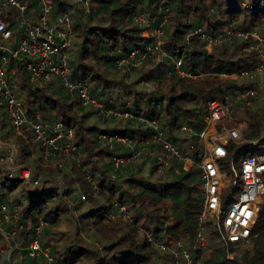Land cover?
I'll list each match as a JSON object with an SVG mask.
<instances>
[{"label": "trees", "instance_id": "obj_1", "mask_svg": "<svg viewBox=\"0 0 264 264\" xmlns=\"http://www.w3.org/2000/svg\"><path fill=\"white\" fill-rule=\"evenodd\" d=\"M169 1L170 16L163 25L166 55L150 56L131 71H123L117 66L120 58L153 43L152 31L163 21L159 0H90L88 11L70 0H54L53 17L68 12L73 23L68 49L71 79L87 86L117 115L102 118L80 98L71 99L59 80L30 83L24 69L28 57L10 60V66L17 68V94L27 115L73 128L81 151L79 158H45L32 130L13 128L0 95V228L13 233L12 257L17 264L48 263L43 253L29 255L36 235L53 264H172L182 249L194 256V264H264V194L247 244L226 245L210 222L208 249L197 241L203 194L202 171L196 164L204 147L200 134L207 126L208 105L214 99L232 100L256 85V79L242 77L241 72L252 71L259 57L248 39L233 37L210 50L193 33L197 27L217 34L235 26L264 35V0ZM30 6L39 9V0H32ZM141 13L149 27L136 22ZM6 19L15 30L18 12L11 10ZM178 58L195 80L174 72ZM125 112L132 117H125ZM233 116L243 121L245 138L264 144V90L250 100H239ZM153 119L182 151L195 144V162L186 167L173 158L157 175L156 161L142 153L114 169L111 156L126 155L129 148L100 135L147 136L153 130L148 121ZM13 147V162L20 167L10 177L8 157ZM159 147V143L145 145L148 150ZM242 147L231 143L229 157L250 151ZM21 167L32 170L40 184L27 183ZM121 205L130 213L128 220L120 216ZM6 263L8 259L0 254V264Z\"/></svg>", "mask_w": 264, "mask_h": 264}, {"label": "built area", "instance_id": "obj_2", "mask_svg": "<svg viewBox=\"0 0 264 264\" xmlns=\"http://www.w3.org/2000/svg\"><path fill=\"white\" fill-rule=\"evenodd\" d=\"M31 1L0 0V95L3 98L4 109L15 130L23 128L32 130L36 140L44 148L45 158L62 155L79 158L81 151L75 142L73 128L62 121L50 123L43 121L39 115L36 118L27 115L23 98L17 94L19 89V82L15 78L17 68L10 66V60L25 55L28 60L24 64V69L30 83H50L59 80L69 89L71 99L80 98L84 104L93 106L102 118L117 115L119 112L92 96L87 86L71 79L68 49L73 42L74 28L69 13L62 12L53 17L54 0H39V9L30 6ZM70 1L83 5L86 11L89 10L90 0ZM159 3L163 21L152 31L153 43L127 52L117 61V66L121 70L131 71V68L139 66L150 56L166 55L163 50V25L170 16V1L159 0ZM11 10L18 12L15 30L8 26L6 19ZM136 22L146 27L150 25V21L143 13L136 16ZM193 33L205 40L208 47L228 42L233 37L248 39L254 43L251 51L259 57V63L252 71L241 72L242 77L256 79V85L238 92L232 100L214 99L209 103L205 116L207 126L200 134L204 147L197 153L201 159L196 164L202 171L203 194V207L198 218L197 230L199 246L203 249H208L209 246V237L206 234L207 221L212 223L226 245L233 242L247 244L264 194V144L260 143L259 139L249 140L243 136L239 128L224 124L233 117V108L239 100H250L260 90H264V35L256 30L245 31L235 26H229L217 34L197 27ZM182 65V58L176 59L174 72L184 78H196L191 72L184 70ZM123 115L132 117L130 112ZM148 125L153 130L147 136L132 138L119 133L100 135L110 142L114 141L129 148L126 155L111 156L114 169L128 165L142 153L156 161L157 175L163 172L164 167L173 158L181 161L186 167L195 162L193 157L196 155L195 144H190L182 151L160 129L157 119L149 120ZM182 129L194 133L190 127L182 126ZM151 143H159V149L156 151L146 149L145 145ZM231 143L243 144L242 148H248L250 151L239 158H236V155L229 157ZM15 154L16 148L13 147L8 157L10 177L13 176L14 170L20 167L15 166L13 162ZM21 177L31 185L40 183L29 168L21 167ZM120 214L124 220L130 218L125 205L120 206ZM12 217L16 220L18 213L15 212ZM9 218L10 215L6 214L5 219ZM12 236L13 233L0 228V254L8 259L6 264H17L12 257ZM28 252L31 256L43 253L48 259L47 264H53L48 250L42 249L38 235L31 242ZM158 264L163 262L159 261ZM172 264H194V256L187 249H182Z\"/></svg>", "mask_w": 264, "mask_h": 264}, {"label": "rangeland", "instance_id": "obj_3", "mask_svg": "<svg viewBox=\"0 0 264 264\" xmlns=\"http://www.w3.org/2000/svg\"><path fill=\"white\" fill-rule=\"evenodd\" d=\"M149 30H147V31H144V34L145 35H147V34H149ZM210 48V50L212 49V47H209ZM190 80H195V78L194 79H190ZM224 125H226V126H228V127H237V128H239L241 131H242V133H243V127H244V123H243V121H239V119L236 117V116H233V117H231V119L229 120V121H227V122H225V124ZM221 126V125H220ZM243 136H244V134H243ZM242 136V137H243ZM188 147V146H187ZM40 184V183H39ZM261 201H262V199H261ZM206 227H207V230H206V234L209 236V233H210V231H209V221H207L206 222Z\"/></svg>", "mask_w": 264, "mask_h": 264}]
</instances>
